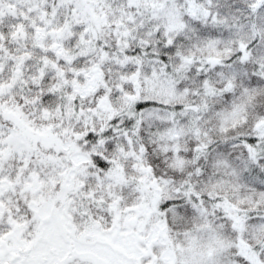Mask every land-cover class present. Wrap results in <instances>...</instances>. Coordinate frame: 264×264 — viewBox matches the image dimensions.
Returning <instances> with one entry per match:
<instances>
[{
    "label": "snow or ice",
    "instance_id": "obj_1",
    "mask_svg": "<svg viewBox=\"0 0 264 264\" xmlns=\"http://www.w3.org/2000/svg\"><path fill=\"white\" fill-rule=\"evenodd\" d=\"M0 264H264V0H0Z\"/></svg>",
    "mask_w": 264,
    "mask_h": 264
}]
</instances>
